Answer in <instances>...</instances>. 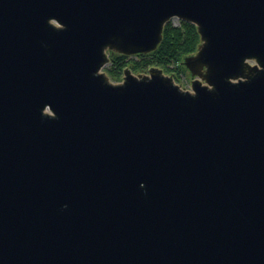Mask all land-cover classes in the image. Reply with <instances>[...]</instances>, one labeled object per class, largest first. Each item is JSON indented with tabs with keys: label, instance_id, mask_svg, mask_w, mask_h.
Returning a JSON list of instances; mask_svg holds the SVG:
<instances>
[{
	"label": "water",
	"instance_id": "obj_1",
	"mask_svg": "<svg viewBox=\"0 0 264 264\" xmlns=\"http://www.w3.org/2000/svg\"><path fill=\"white\" fill-rule=\"evenodd\" d=\"M0 264H264V0H0Z\"/></svg>",
	"mask_w": 264,
	"mask_h": 264
},
{
	"label": "trees",
	"instance_id": "obj_2",
	"mask_svg": "<svg viewBox=\"0 0 264 264\" xmlns=\"http://www.w3.org/2000/svg\"><path fill=\"white\" fill-rule=\"evenodd\" d=\"M200 41L196 26L186 20H179V24L167 21L162 29V38L157 47L148 53H138L134 56L114 52L109 55L110 78L116 79L125 67L133 72L145 71L148 66L158 65L169 68V63L177 61L176 70H185L181 60L184 55L196 50ZM175 69V67L173 68ZM175 77V74L172 73Z\"/></svg>",
	"mask_w": 264,
	"mask_h": 264
},
{
	"label": "rangeland",
	"instance_id": "obj_3",
	"mask_svg": "<svg viewBox=\"0 0 264 264\" xmlns=\"http://www.w3.org/2000/svg\"><path fill=\"white\" fill-rule=\"evenodd\" d=\"M179 20H181V19H178L177 17H172V18H170V21L173 23V24H179ZM169 21V20H168ZM199 38H200V36H199ZM200 42V41H199ZM198 42V43H199ZM198 45V44H197ZM197 48V47H196ZM108 51V50H107ZM195 52V51H194ZM110 53H114V51H111V50H109L108 51V56L110 55ZM128 56H134V55H128ZM183 59V58H182ZM182 61V60H181ZM177 61H173V62H170L169 63V68H172V69H166V68H162V67H160V66H158V65H153L152 64V66H156V67H159V68H161L162 70H163V72L165 73V74H172V73H174L175 74V77H174V79H175V82L176 83H178L182 88H186V89H190L191 87V79H192V76L190 75V72H189V70H187L186 68H185V70L183 71V70H181V69H179L178 71L176 70V65H177V63H176ZM182 63V62H181ZM109 65H110V62L108 61L103 67H102V71H104L106 74H107V76L109 77V79L112 81V82H118V81H120L121 79H122V76H123V72H122V74H120L119 75V77L118 78H116V79H113V78H110V76L108 75V73L107 72H110V69H109ZM183 65V64H182ZM184 66V65H183ZM150 66H148L147 67V69L149 68ZM175 67V69H173ZM185 67V66H184ZM146 69V70H147ZM145 70V71H146ZM133 72V71H132ZM140 72H144V71H140ZM134 73H137V72H134Z\"/></svg>",
	"mask_w": 264,
	"mask_h": 264
}]
</instances>
